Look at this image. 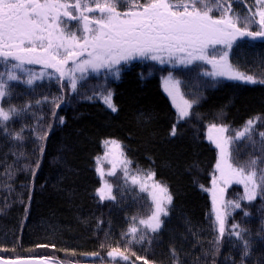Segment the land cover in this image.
<instances>
[{"label":"trees","instance_id":"1","mask_svg":"<svg viewBox=\"0 0 264 264\" xmlns=\"http://www.w3.org/2000/svg\"><path fill=\"white\" fill-rule=\"evenodd\" d=\"M246 46L235 59L239 57L245 73L264 79V40ZM204 63L181 67L137 58L118 66L119 78L105 69L85 73L75 92L67 79L57 81L58 74L32 86L16 83L12 95L0 104L6 109L9 102L34 106L6 122V131L0 129V256L69 264H144V259L149 264H174L175 249L179 264H264V195L258 192L255 200H242L241 184L226 187L225 202L239 201L241 208L229 210L225 235L213 243L218 233L209 190L219 153L207 138L213 123L238 127L259 118L256 130L264 131V84L205 76L211 68ZM169 75L181 82L187 99L199 97L183 119H178L163 86ZM106 91L112 93L116 112L101 98ZM45 96L61 101L55 113L63 123L52 116L49 103L35 106ZM173 125L176 136L170 135ZM21 128L22 140L8 135ZM254 139L255 145L246 138L237 140L231 149L234 164L261 154L259 138ZM105 140L120 143L132 172L154 171L173 196L169 215L161 217L160 232L148 234L150 245L147 240L143 245L126 244L124 234L133 223L144 231L138 220L150 215L151 200L138 185L124 182L119 166L115 176L106 174L111 164L104 159ZM105 182L112 185L115 201L101 200L97 189ZM232 224L247 230L242 233L249 242L247 256L240 241L228 235ZM112 248L125 251L129 260L108 257Z\"/></svg>","mask_w":264,"mask_h":264},{"label":"snow or ice","instance_id":"2","mask_svg":"<svg viewBox=\"0 0 264 264\" xmlns=\"http://www.w3.org/2000/svg\"><path fill=\"white\" fill-rule=\"evenodd\" d=\"M233 3L246 5V0H0V101L12 95L16 83L32 86L45 77L50 80L55 74H58V82L67 79L75 92L77 85L85 79V73L105 69L119 78L118 66L137 58L161 64L178 62L186 65L203 61L212 66V71L204 72L205 76L264 84V79L257 81L256 76L241 72L229 61L238 36L264 38V0H253L246 11L234 10ZM26 65H41L43 70L34 72ZM47 69L54 72H47ZM180 83L171 75L164 80L165 91L178 110V119H183L190 115V109L199 102V97L185 99ZM101 98L109 109L117 111L111 91L101 93ZM60 102L57 99L49 101L45 96L43 100L37 99L35 106L49 103L52 116L63 123V117H56L55 113ZM33 106L25 103L17 107L9 102L6 109L0 104V129L6 131V122L14 116L24 115ZM258 120L249 119L233 135H226L229 128L225 124L213 123L208 128L207 138L219 149L215 165L219 177H213L209 190L218 233L214 244H218L225 235L226 220L231 215L229 210L241 208L239 201L225 202L227 186L233 182L243 185L244 196L241 199L249 202L256 199L258 192L264 195V131L256 130ZM23 131L21 128L8 135L20 141ZM170 135H177L175 125ZM254 137L259 138L261 154L234 164L230 150L233 140L246 138L255 145L257 140ZM39 139L45 140L46 132ZM104 144L107 148L104 159L111 164L106 174L115 176L119 166L124 182L138 185L151 200L150 215L138 220L144 231L133 223L124 234L128 237L126 244L143 245L147 240L150 245L148 234L160 232L164 224L161 217L169 215L173 196L166 184L155 179L154 171L132 172L131 161L118 141L105 140ZM40 151H43L42 147ZM100 159L97 157L98 164ZM97 170L101 176L105 175L103 168L98 167ZM97 192L101 200H116L112 185L107 182ZM132 220L137 218L132 217ZM246 231L239 224H232L228 229V235L236 237L242 244L244 256L249 252V242L242 235ZM261 231L264 232V227ZM213 251H218V248ZM107 256L113 260L117 256L129 260L125 251L119 248H112ZM171 256L174 264H179L175 249H171ZM4 264L14 262L6 261ZM144 264H149L147 259H144Z\"/></svg>","mask_w":264,"mask_h":264},{"label":"rangeland","instance_id":"3","mask_svg":"<svg viewBox=\"0 0 264 264\" xmlns=\"http://www.w3.org/2000/svg\"><path fill=\"white\" fill-rule=\"evenodd\" d=\"M248 3V2H247ZM247 6L248 5H236V10L237 11H241V10H245L246 11V8H247ZM250 6H252V3H251V5ZM233 8V7H232ZM234 9V8H233ZM235 10V9H234ZM214 15H215V13H214ZM73 23H75V22H73ZM253 30H256L255 28H253ZM243 38H246V40L248 41V40H253V38H251V37H248V36H238L237 38H236V40H235V42L233 43V46H232V48H233V50L235 51L236 50V48L238 47V45L239 44H241L240 43V41L243 39ZM218 47H220V46H218ZM230 60V59H229ZM203 61H194V62H192V63H190V64H180V63H178L177 62V65L178 66H181V67H185V66H190V65H192V64H198L199 66L201 65H203ZM230 63L235 67V68H237V69H239L241 72H244L245 70H246V68L244 67V65H242V64H238V65H236V64H234V63H232L231 61H230ZM205 64V63H204ZM207 64V63H206ZM209 65V64H208ZM35 66H38V67H42L41 65H26V67H35ZM237 66V67H236ZM209 67L210 68H212V66L211 65H209ZM48 71H54L53 69H47ZM212 71V70H211ZM212 78H215V77H212ZM163 86H164V84H163ZM179 87H180V85H179ZM164 89H165V87H164ZM180 91H181V93H183V95H184V98L185 99H187L186 97H185V94H184V92L181 90V87H180ZM167 93V92H166ZM167 95H168V93H167ZM169 96V95H168ZM170 97V96H169ZM170 99H171V101H172V98L170 97ZM207 135H208V133H207ZM111 157H109V159H110ZM216 177H219V172L217 171V175H216ZM222 186V185H221ZM224 197H225V193H224Z\"/></svg>","mask_w":264,"mask_h":264},{"label":"water","instance_id":"4","mask_svg":"<svg viewBox=\"0 0 264 264\" xmlns=\"http://www.w3.org/2000/svg\"><path fill=\"white\" fill-rule=\"evenodd\" d=\"M6 261L14 262V264H62V263H55L51 260H47L39 257L5 258L0 256V264H4V262ZM80 264H84V263H80ZM102 264H109V263H102Z\"/></svg>","mask_w":264,"mask_h":264},{"label":"bare ground","instance_id":"5","mask_svg":"<svg viewBox=\"0 0 264 264\" xmlns=\"http://www.w3.org/2000/svg\"><path fill=\"white\" fill-rule=\"evenodd\" d=\"M234 131H231L230 134L233 135Z\"/></svg>","mask_w":264,"mask_h":264}]
</instances>
